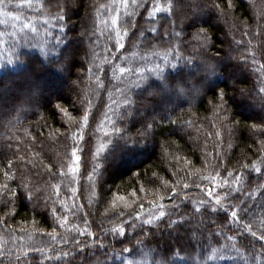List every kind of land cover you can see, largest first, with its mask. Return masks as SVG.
<instances>
[{
  "label": "trees",
  "instance_id": "1",
  "mask_svg": "<svg viewBox=\"0 0 264 264\" xmlns=\"http://www.w3.org/2000/svg\"><path fill=\"white\" fill-rule=\"evenodd\" d=\"M0 88V264H264V0H0Z\"/></svg>",
  "mask_w": 264,
  "mask_h": 264
},
{
  "label": "rangeland",
  "instance_id": "2",
  "mask_svg": "<svg viewBox=\"0 0 264 264\" xmlns=\"http://www.w3.org/2000/svg\"><path fill=\"white\" fill-rule=\"evenodd\" d=\"M77 12H78V10H77ZM196 24L198 25V24H200V21H196ZM64 75H63V79L62 80H64V79H66V75H67V73L65 72V73H63ZM1 89V88H0ZM157 92H161L164 96H166V98H168L169 100H174L175 101V99L177 100V101H182L183 99H182V97H181V95L179 94V93H175L174 95L173 94H171L170 93V91H163V89L161 90V88L159 89V90H157ZM0 93H1V90H0ZM46 98H48L47 96H46ZM43 104H46V101H43ZM127 167H128V165H126V164H121V165H119L117 168V170H119V171H121V172H124V171H126L127 170ZM129 200V201H128ZM131 200H134V198H133V196H131L129 199L127 198L126 199V197H120V198H117V202L119 203V202H123V203H125L126 205H129L130 203H131ZM163 206L162 205H155V206H153V208H151V209H149V208H147V207H144V206H140L139 207V209L141 210V211H143L142 213H140L139 214V216L137 217V218H139L141 215H150V214H152L153 213V210L154 209H156V208H162ZM168 213H169V211H168ZM169 214H171V213H169ZM233 214V213H232ZM152 217L150 218L149 216V219H151L150 221L152 222L153 220H155V221H160L161 219H159V218H155L156 217V215L155 214H152L151 215ZM164 217V216H163ZM148 219V220H149ZM146 222H148L147 220H146ZM156 222V223H157ZM200 225V224H199ZM199 225H197V224H195V223H192L191 225H189L188 227H186V229L185 230H178V231H175V230H172V231H170V232H168V238H169V241L173 244V243H176L177 242V238L179 237V239L180 240H187L188 242H190V243H192L194 246H196L197 247V243H198V241L200 240V238H199V236L195 233L196 231H199L201 228H199L200 226Z\"/></svg>",
  "mask_w": 264,
  "mask_h": 264
},
{
  "label": "snow or ice",
  "instance_id": "3",
  "mask_svg": "<svg viewBox=\"0 0 264 264\" xmlns=\"http://www.w3.org/2000/svg\"><path fill=\"white\" fill-rule=\"evenodd\" d=\"M153 7H155V5H154ZM157 11H159V9H157ZM207 195H208L209 197H211V196H213L214 194H213V192H212L211 190H208V191H207ZM215 203H216V204H219V203H221V202H220V201H215ZM61 207L63 208V207H65V206H64V205H61ZM66 210L68 211L69 209H66ZM58 219H60L61 222H63V223H67V221H63L62 218H58ZM232 219H233V220L236 219V214H232ZM258 238L261 239V240H264V236H258ZM57 239H59V238H57Z\"/></svg>",
  "mask_w": 264,
  "mask_h": 264
},
{
  "label": "clouds",
  "instance_id": "4",
  "mask_svg": "<svg viewBox=\"0 0 264 264\" xmlns=\"http://www.w3.org/2000/svg\"><path fill=\"white\" fill-rule=\"evenodd\" d=\"M214 51H216V49H214ZM221 54H222V52H221Z\"/></svg>",
  "mask_w": 264,
  "mask_h": 264
}]
</instances>
